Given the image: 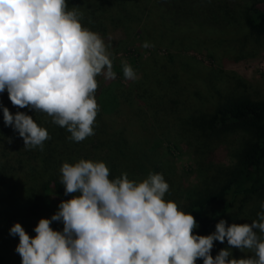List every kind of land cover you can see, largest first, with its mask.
I'll use <instances>...</instances> for the list:
<instances>
[{
	"label": "trees",
	"instance_id": "16d2710c",
	"mask_svg": "<svg viewBox=\"0 0 264 264\" xmlns=\"http://www.w3.org/2000/svg\"><path fill=\"white\" fill-rule=\"evenodd\" d=\"M95 1L66 0L67 10L75 8L81 13L82 26L103 38L110 58L123 45L135 46L138 40L173 42L179 35L190 36L208 30L202 21L207 20L204 10L207 7L199 2V11L194 13L203 14L204 18L186 22L185 15L197 10L194 2ZM247 1L245 11L235 22L243 24L254 38L264 39V0ZM224 6L221 1L218 3L220 12ZM113 7L115 12L111 11ZM179 40L185 39L179 37ZM162 46L166 47V53L154 51L147 57L139 55L140 77L129 86L114 87L95 78L98 86L94 97L99 110L92 125L94 134L80 142L69 139L71 134L67 129L54 124L47 114L13 106L7 92L0 93V105L13 114L20 111L32 116L49 136L42 149L24 148L18 133L4 125L0 111V264L18 261L14 253L19 238L9 234L14 223H20L30 237L34 236L33 229L39 219L50 218L59 203L73 195H65L60 183L64 162L89 160L88 152L94 145L107 157L110 179L126 173L129 180L136 182L120 160L123 154L120 147L112 148L113 136L123 145L139 143L155 156L166 134H172L177 128L193 140L211 137L220 129L235 127L245 131L249 137L238 152L235 165L220 173L222 179L216 185L208 181L200 183L182 211L195 218L198 227L193 233L197 235L211 234L221 219L227 224H243L257 218L260 203L264 202V98L256 99L234 88L217 98L207 110L209 100L194 90L197 80L183 72L198 70L191 60L195 58L183 59L169 45ZM213 95L210 96L214 98ZM50 226L58 231L63 228L60 222H52ZM225 247H229L226 240L214 241L211 255L215 257ZM229 251L235 259L254 257L247 249L241 252L233 247ZM196 264H202V259H197Z\"/></svg>",
	"mask_w": 264,
	"mask_h": 264
},
{
	"label": "clouds",
	"instance_id": "9594fccd",
	"mask_svg": "<svg viewBox=\"0 0 264 264\" xmlns=\"http://www.w3.org/2000/svg\"><path fill=\"white\" fill-rule=\"evenodd\" d=\"M148 43L142 47H148ZM123 76L136 74L127 63ZM114 79L110 53L103 38L82 26L81 13L67 10L66 0H0V93L13 106L42 112L65 127L69 139L80 142L93 135L98 104L96 76ZM4 125L23 139L24 148L40 147L49 139L25 112L11 113L0 105ZM64 193L50 218L39 219L34 236L14 223L15 252L20 264H264V202L250 223L221 219L215 231L197 235L191 213L165 200L168 183L160 173L140 182L126 173L109 178L102 161L80 159L60 168ZM60 222L62 230H54ZM229 247L213 257L214 241ZM254 257L232 258V248Z\"/></svg>",
	"mask_w": 264,
	"mask_h": 264
},
{
	"label": "rangeland",
	"instance_id": "374dc122",
	"mask_svg": "<svg viewBox=\"0 0 264 264\" xmlns=\"http://www.w3.org/2000/svg\"><path fill=\"white\" fill-rule=\"evenodd\" d=\"M185 1L194 2L197 8L193 10L194 15H185L183 19H186V22L204 18L203 14L194 13L199 11L197 7L199 3L207 7L204 10L208 21H202L205 22L204 27L208 30L202 33L195 32L190 36L179 35L172 40L173 42L149 41L148 47H142L147 39L135 41V46L123 45L110 58L115 78L105 79L103 74L95 78L103 84H112L114 87L120 84L129 86L140 77L137 62L139 55L143 54L147 57L154 51L166 53V47L162 45H169L172 52L181 55L183 59L195 58L191 60L198 70L195 72L183 70V72H187L186 76L197 80L194 90L200 95H205L209 100L210 105L207 110L213 107L217 98L227 95L234 88V91H244L256 99L264 98V39L254 38L243 24L235 22V20L239 21L238 16L243 14L249 1ZM220 1L225 5L222 12L218 8ZM111 11L115 12V8L113 7ZM114 34L117 35V32ZM179 37L185 40H179ZM123 63L133 68L136 74L134 80L124 78ZM210 92L215 95L214 98L210 96ZM178 132L184 135L181 136ZM166 135L162 147L155 152V156L147 153L139 143L123 145L115 139L117 136L111 137L110 141L113 149L119 146L122 150L120 160L125 168H129L136 182L147 178L149 173L162 174L169 185L164 199L174 201L181 211L200 183L208 181L211 185H216L221 181L220 173L223 174L229 167L235 165L238 152L249 137L245 131L235 127L220 129L211 137L195 138L196 140L186 135L180 128ZM100 151L93 145L88 152L89 155L91 154L89 160L102 161L108 167L107 157ZM14 255L18 260L16 264H20L19 254L14 253Z\"/></svg>",
	"mask_w": 264,
	"mask_h": 264
}]
</instances>
